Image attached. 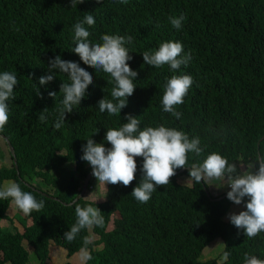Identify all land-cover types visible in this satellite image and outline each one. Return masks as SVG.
<instances>
[{"label": "trees", "instance_id": "1", "mask_svg": "<svg viewBox=\"0 0 264 264\" xmlns=\"http://www.w3.org/2000/svg\"><path fill=\"white\" fill-rule=\"evenodd\" d=\"M87 15L95 20L92 26L84 25L92 43H102L105 34L132 37L124 46L132 57L128 63L138 75L133 79L134 93L120 115L101 112L98 106L103 97L113 99L114 79L84 64L72 51L74 25ZM181 15L182 26L176 29L169 18ZM168 41L182 43L181 55H191L186 66L173 71L167 64H144L143 52L152 54ZM56 55L93 74L85 98L66 113L59 129L55 122L64 95L60 85L71 83L70 78L53 70L52 81L39 83L41 76L50 74L49 61ZM5 71L15 74L18 84L15 99L7 101L9 120L0 134L12 144L17 167L2 137L10 162L0 166V190L5 189L3 180L12 178L22 191L43 201L44 207L28 215L16 207L24 216L21 230L0 225V264H27L23 239L32 246L36 264H49L50 240L70 256L84 247L86 236L93 237L87 246L92 259L86 264H245L246 256L264 260V232L249 238L223 218L232 201L227 195L212 197L226 190L212 194L208 182L203 181V187L193 179L190 184L178 181L179 174L190 173L187 168L176 169L168 185L157 186L149 201L141 203L131 194L143 175V158L137 157L136 178L129 186L109 183L107 197L98 200L87 196L89 178L84 193L68 203L91 167L81 159L87 139L111 147L106 132L122 127L127 114L137 116L141 130L163 125L183 131L190 139L199 137L202 152L189 153L186 166H199L215 152L236 163L240 173V162L254 166L264 156V138L259 140L264 133V0H83L76 7L71 0H0V73ZM173 75L193 78L183 103L175 106L179 118L162 105ZM53 91L55 97L49 95ZM66 162L74 166L67 167ZM11 200L0 199V220L7 217ZM77 204L98 207L105 223L91 231L82 229L68 242L64 233L76 223ZM114 212L118 218L108 228ZM217 236L223 240L224 258L199 259L202 248Z\"/></svg>", "mask_w": 264, "mask_h": 264}, {"label": "clouds", "instance_id": "2", "mask_svg": "<svg viewBox=\"0 0 264 264\" xmlns=\"http://www.w3.org/2000/svg\"><path fill=\"white\" fill-rule=\"evenodd\" d=\"M79 3H83V0H71L72 7H76ZM121 3H127V0H121ZM169 19L172 26L179 29L184 17L181 15ZM85 24L89 26L95 24L92 15L85 16L82 21L74 25L75 46L72 51L79 55L84 64L96 70L102 69L114 79L116 86L111 91L113 99L108 100L103 97L99 100L98 106L101 112L107 111L109 115H120L121 110L127 106V98L134 93L136 85L133 79L138 75V72L128 63L132 57L124 46L126 42L132 41V37L105 34L101 37L102 43H92L88 39L90 32L85 28ZM182 52V43L168 41L163 42L154 53L143 52L142 55L144 64L155 67L167 64L171 70L175 71L180 69L181 65L186 66L191 60L190 54L182 56ZM48 69L50 74L39 78L40 85H47L54 79L56 75L53 70L66 73L71 81V83L63 82L60 85V92L64 95L62 106L58 109V119L55 122V127L59 129L66 121V113H71L74 107L79 106L85 98L88 86L93 82V74L75 61L61 59L60 55L50 59ZM17 84L15 74L8 71L0 73V131H3L8 123L7 101L15 99L13 90ZM192 84L193 78L190 75H173L167 81L162 97L163 110L179 118L181 113L175 106L183 103ZM49 95L55 97L56 92H49ZM136 117L127 114V122L123 123L122 127L107 130L105 140L111 147H105L103 143H96L92 138H88L86 145L83 146L81 159L89 162L93 170L92 174L97 181L104 185L123 184L127 187L136 178L138 167L136 158L142 157L143 175L131 194L137 201L147 203L157 186L168 185L171 177L176 174V169L188 165L189 153L199 155L202 149L199 146V137L190 139L186 133L174 128L161 125L141 130L140 121ZM44 119V115H41L40 120ZM251 167H254L255 171L238 173L236 163H229L226 157L214 152L209 154L199 166L190 167L189 173L190 179L196 183L201 180L205 183L210 180L222 181L217 187L225 185L230 187L227 192V198L230 201L237 205L246 203L245 210L230 213L229 219L238 229H243L249 238L264 232V156H259L257 163ZM8 198H12L16 207L25 215L34 210L41 211L44 207L43 201L38 202L31 193L22 191L16 183L0 190V199ZM245 198H247L246 201ZM101 213L98 207L91 205L81 207L77 204L76 223L64 233L65 239L72 242L82 229L103 227L105 221ZM91 243H93V237H84L80 259L85 264L92 259L87 249ZM245 264H264V260L256 256H246Z\"/></svg>", "mask_w": 264, "mask_h": 264}, {"label": "rangeland", "instance_id": "3", "mask_svg": "<svg viewBox=\"0 0 264 264\" xmlns=\"http://www.w3.org/2000/svg\"><path fill=\"white\" fill-rule=\"evenodd\" d=\"M0 148L2 150V153L0 151V166L6 165L7 163L10 162V158L8 155V152L6 150V145L4 142V139L0 136ZM67 167H73L74 164L72 162H66L64 164ZM241 171L240 173L244 172V171H249V170H253L255 171L254 167L252 163L248 162L247 164H243L242 162L239 163ZM36 180V179H35ZM177 180L185 183V184H190L192 179H190V175L186 174V173H182L179 174L177 176ZM38 182V181H36ZM90 186L88 189V197H92L94 199H105L107 197V190H106V185H104V183L97 181V178L91 174L90 177ZM210 186V192L212 194H215L217 192H220L222 190H227L230 187L225 185L223 187H217L220 186V184L222 183V181H217V180H210L207 181ZM15 183L14 179L12 178H7L4 179L2 182V187L6 188L8 187L10 184ZM38 184H42V186H45L42 182L38 183ZM87 191V190H86ZM244 207V203L237 205L235 203H231L229 208L227 209V211L224 213L223 218L224 219H228L229 218V214L236 212L238 213L239 211H241ZM6 214L7 217L2 218L0 220V225L1 226H5L8 227L10 230H21L23 228V222L24 221V216L22 215L21 212H19L16 209V205L14 204V202L11 200L9 202V205L6 209ZM118 215L117 213H113L111 215V219L109 221V225H107L108 228H111L114 224V222L117 220ZM26 223L30 222V219H25ZM91 231V229H89ZM22 243H24V245H26V248L28 249V260H27V264H36L37 262V257L36 254L33 251V248L30 244H28L26 242V239L22 240ZM26 243V244H25ZM83 248V247H82ZM76 250L74 253H72L70 256L66 255V249L64 247H62L61 245H57L55 244L52 240L49 241V245H48V258H47V262L49 264H63L65 261H70L72 263L75 264H81V262H83L80 259V255H81V249ZM223 249V240L221 237L217 236L215 238H213L212 240H210L201 250V253L199 255V259H206V258H210V257H218L219 260H221L222 258H224V253L222 252Z\"/></svg>", "mask_w": 264, "mask_h": 264}, {"label": "water", "instance_id": "4", "mask_svg": "<svg viewBox=\"0 0 264 264\" xmlns=\"http://www.w3.org/2000/svg\"><path fill=\"white\" fill-rule=\"evenodd\" d=\"M0 136L3 137V138L5 139V141H6V143L8 144V148H9V150H10V153H11L12 157H13V161H14L15 167H17V164H16V157H15V153H14V149H13L12 144L9 142L8 138H7L4 134H0ZM262 138H264V133H262V135L260 136L259 140H261ZM259 140H258V141H259ZM185 168H187V169L190 170V166H185V167H183V168L178 169V171H183ZM92 172H93L92 167H90V169L88 170V172H87V174H86V176H85V178H84V181H83V183H82V186H81L80 191H79V192L76 194V196H75L70 202H68V203H71V202L77 200V199H78V198L84 193V190H85V188H86V185H87V183H88V180H89V178H90ZM201 182L203 183V187H205V186H204V182H203V180H201ZM229 190H230V188L227 189L222 195H219V196H216V197H212V198H213V199H219V198H221V197L227 195V192H228ZM63 202H64V201H63ZM64 203H66V202H64Z\"/></svg>", "mask_w": 264, "mask_h": 264}]
</instances>
